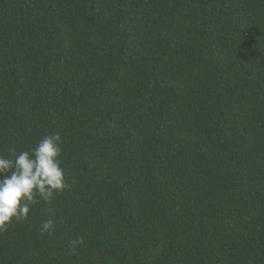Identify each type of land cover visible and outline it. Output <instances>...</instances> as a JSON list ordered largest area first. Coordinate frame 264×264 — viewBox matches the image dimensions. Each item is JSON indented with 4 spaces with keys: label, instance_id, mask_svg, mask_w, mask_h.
I'll return each instance as SVG.
<instances>
[{
    "label": "trees",
    "instance_id": "trees-1",
    "mask_svg": "<svg viewBox=\"0 0 264 264\" xmlns=\"http://www.w3.org/2000/svg\"><path fill=\"white\" fill-rule=\"evenodd\" d=\"M56 133L0 264H264V0H0V152Z\"/></svg>",
    "mask_w": 264,
    "mask_h": 264
},
{
    "label": "clouds",
    "instance_id": "clouds-1",
    "mask_svg": "<svg viewBox=\"0 0 264 264\" xmlns=\"http://www.w3.org/2000/svg\"><path fill=\"white\" fill-rule=\"evenodd\" d=\"M63 140L59 133L46 135L33 148L0 152V232L15 222L26 221L34 206L51 202L70 190L61 157ZM55 229L53 219L40 226L41 234Z\"/></svg>",
    "mask_w": 264,
    "mask_h": 264
}]
</instances>
